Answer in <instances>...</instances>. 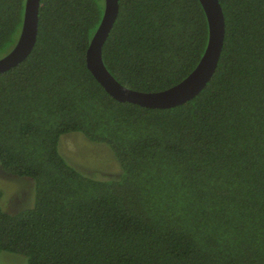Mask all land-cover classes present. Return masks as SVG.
Instances as JSON below:
<instances>
[{
  "label": "trees",
  "instance_id": "trees-1",
  "mask_svg": "<svg viewBox=\"0 0 264 264\" xmlns=\"http://www.w3.org/2000/svg\"><path fill=\"white\" fill-rule=\"evenodd\" d=\"M226 39L192 101L149 109L112 98L86 56L104 0H42L30 57L0 74V165L31 179L30 205H0V254L28 264H264V0H220ZM26 0H0V58ZM199 0H120L103 49L125 87L167 90L208 45ZM111 149L119 177L72 166L61 137Z\"/></svg>",
  "mask_w": 264,
  "mask_h": 264
},
{
  "label": "water",
  "instance_id": "water-1",
  "mask_svg": "<svg viewBox=\"0 0 264 264\" xmlns=\"http://www.w3.org/2000/svg\"><path fill=\"white\" fill-rule=\"evenodd\" d=\"M199 1L208 20V45L197 67L179 84L160 92H143L125 87L108 70L103 49L119 17L120 0H104V15L87 51L88 70L105 91L119 102L149 109H171L192 101L213 79L226 39V19L220 0ZM41 3L42 0H26L19 38L13 49L0 58V74L26 61L35 49Z\"/></svg>",
  "mask_w": 264,
  "mask_h": 264
},
{
  "label": "rangeland",
  "instance_id": "rangeland-1",
  "mask_svg": "<svg viewBox=\"0 0 264 264\" xmlns=\"http://www.w3.org/2000/svg\"><path fill=\"white\" fill-rule=\"evenodd\" d=\"M60 151L66 160L93 179L109 180L119 177L122 168L109 147L90 142L80 133L61 137ZM34 194L31 179L7 173L0 165V205L8 212H17L30 205ZM0 264H28L19 255L3 252Z\"/></svg>",
  "mask_w": 264,
  "mask_h": 264
}]
</instances>
